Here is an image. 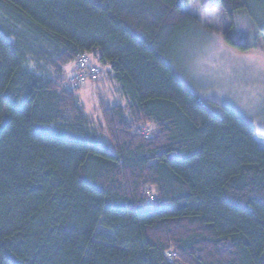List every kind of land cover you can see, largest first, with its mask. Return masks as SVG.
<instances>
[{
    "label": "trees",
    "instance_id": "16d2710c",
    "mask_svg": "<svg viewBox=\"0 0 264 264\" xmlns=\"http://www.w3.org/2000/svg\"><path fill=\"white\" fill-rule=\"evenodd\" d=\"M190 1L0 0V264H264V149L168 60ZM210 4L264 34V0ZM80 55L100 122L66 86Z\"/></svg>",
    "mask_w": 264,
    "mask_h": 264
},
{
    "label": "rangeland",
    "instance_id": "374dc122",
    "mask_svg": "<svg viewBox=\"0 0 264 264\" xmlns=\"http://www.w3.org/2000/svg\"><path fill=\"white\" fill-rule=\"evenodd\" d=\"M211 1L191 0L183 6V10L195 16L199 24L190 27L186 37L184 34L174 40L168 52L169 63L182 84L206 105L212 115L220 116L222 108L233 110L252 127L258 147L264 149V65L259 62V57L264 55V34L255 28L245 12L234 15L231 23L219 7L206 11L205 7L211 5ZM225 37L235 46L250 48L233 47ZM25 67L52 77L49 71L41 70L30 59L25 62ZM100 67L106 71L105 67ZM73 70L74 65L66 67V75H71ZM106 87L115 91L110 85ZM77 90L80 105L94 121L100 122L101 90L88 83ZM104 139L108 141L106 134ZM262 260L264 263V255Z\"/></svg>",
    "mask_w": 264,
    "mask_h": 264
},
{
    "label": "built area",
    "instance_id": "2783aa9c",
    "mask_svg": "<svg viewBox=\"0 0 264 264\" xmlns=\"http://www.w3.org/2000/svg\"><path fill=\"white\" fill-rule=\"evenodd\" d=\"M74 65L75 74L70 76L66 83L69 90H77L82 84L89 79H94L99 74V70L92 67L86 56L80 55Z\"/></svg>",
    "mask_w": 264,
    "mask_h": 264
},
{
    "label": "snow or ice",
    "instance_id": "6c2138e0",
    "mask_svg": "<svg viewBox=\"0 0 264 264\" xmlns=\"http://www.w3.org/2000/svg\"><path fill=\"white\" fill-rule=\"evenodd\" d=\"M259 62H260L262 65H264V55H261V56L259 57Z\"/></svg>",
    "mask_w": 264,
    "mask_h": 264
},
{
    "label": "bare ground",
    "instance_id": "6f19581e",
    "mask_svg": "<svg viewBox=\"0 0 264 264\" xmlns=\"http://www.w3.org/2000/svg\"><path fill=\"white\" fill-rule=\"evenodd\" d=\"M88 61L91 62V60L89 58H88ZM81 87H82V85H81Z\"/></svg>",
    "mask_w": 264,
    "mask_h": 264
},
{
    "label": "clouds",
    "instance_id": "9594fccd",
    "mask_svg": "<svg viewBox=\"0 0 264 264\" xmlns=\"http://www.w3.org/2000/svg\"><path fill=\"white\" fill-rule=\"evenodd\" d=\"M74 69H75V65H74Z\"/></svg>",
    "mask_w": 264,
    "mask_h": 264
}]
</instances>
